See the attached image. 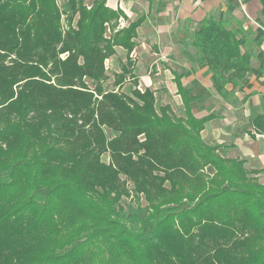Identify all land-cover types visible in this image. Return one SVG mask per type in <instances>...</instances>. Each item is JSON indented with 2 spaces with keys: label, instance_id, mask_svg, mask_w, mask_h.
Returning <instances> with one entry per match:
<instances>
[{
  "label": "trees",
  "instance_id": "16d2710c",
  "mask_svg": "<svg viewBox=\"0 0 264 264\" xmlns=\"http://www.w3.org/2000/svg\"><path fill=\"white\" fill-rule=\"evenodd\" d=\"M106 2L0 0V264H264V169L202 139L215 115L179 76L184 117L121 61L105 88L146 20L120 27ZM238 32L209 18L191 42L220 93L247 84ZM250 125L264 137V114ZM123 198L146 205L125 216Z\"/></svg>",
  "mask_w": 264,
  "mask_h": 264
},
{
  "label": "crops",
  "instance_id": "0c3cea01",
  "mask_svg": "<svg viewBox=\"0 0 264 264\" xmlns=\"http://www.w3.org/2000/svg\"><path fill=\"white\" fill-rule=\"evenodd\" d=\"M57 1L63 10H70L68 0ZM83 2L89 6L93 0ZM106 6L123 11L121 27L146 17L136 30V45L128 58L123 49L116 50V58L122 57L138 85L153 91L162 85L165 96L180 100L174 82L179 76L189 96L196 97L190 105L192 114L215 115L204 124L202 139L229 159L256 161L263 168L264 137L255 134L250 120L264 114V0H107ZM209 18L239 30L238 37L247 39L241 49L251 54L246 86L233 88L228 83L217 92L211 72L198 62L191 42Z\"/></svg>",
  "mask_w": 264,
  "mask_h": 264
},
{
  "label": "rangeland",
  "instance_id": "374dc122",
  "mask_svg": "<svg viewBox=\"0 0 264 264\" xmlns=\"http://www.w3.org/2000/svg\"><path fill=\"white\" fill-rule=\"evenodd\" d=\"M61 2H62V0H61ZM58 3H59V1H58ZM120 22H121V20H120ZM120 27H121V24H120ZM134 44H135V41H134ZM134 48H135V46H134ZM116 57L117 56H115V57L112 58L113 59V62H111L112 60L111 61L108 60L106 62L107 63L106 64L107 65V72H106V74H107L108 79L104 82V86H105V88L107 90L114 89V82H113L114 81L113 80L114 79V74L116 72L119 73V71H120L119 70V62H120V59L122 60V57H119V58H116ZM126 79H127V77H126ZM132 88H134L133 82H132V80H128L126 83H123V85L119 88V92L124 93V94H129V91ZM138 88L141 89V90H144L145 89V87L140 86V85H138ZM159 91H162V93H157ZM155 92L157 93L155 95V97H156L155 107L157 109L159 107H161V106L168 105L170 107L173 115L175 117H184V112H183V108H182L181 102H180V100L177 97H173V98L170 99L168 96H165L167 93H165L164 88H163L162 85ZM253 118L254 117H252V119ZM252 130H253V128H252ZM107 135L109 137H111L112 136V133L110 131H107ZM221 156L223 158H227L226 156H224L222 154H221ZM227 159H229V158H227ZM102 160L104 162H107L108 161L107 155H104L102 157ZM246 167L260 169V170H263L264 169V166H262L263 168H260V164H258L256 161H252V160H250L249 164H247ZM208 172L211 173L212 172L211 169H208ZM257 177L259 178L260 183H263L264 182V176H263V174L262 175L259 174V175H257ZM128 186H129V188H132L131 183ZM121 204L123 206V210H124L125 216L128 215V214L137 213L138 212V207H144L146 205V203H145V201H144L143 198H140L139 201H136L135 199H132V198H123L121 200Z\"/></svg>",
  "mask_w": 264,
  "mask_h": 264
}]
</instances>
